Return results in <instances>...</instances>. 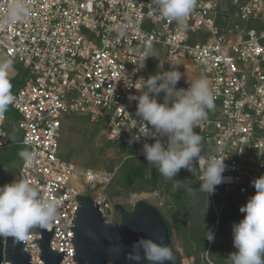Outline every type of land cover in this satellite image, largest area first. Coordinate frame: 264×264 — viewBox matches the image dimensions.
<instances>
[{"label": "built area", "instance_id": "2783aa9c", "mask_svg": "<svg viewBox=\"0 0 264 264\" xmlns=\"http://www.w3.org/2000/svg\"><path fill=\"white\" fill-rule=\"evenodd\" d=\"M22 2L27 14L11 23L0 7V53L22 62L29 75L0 118V149L19 145L37 153L31 166L22 160L18 178L30 181L41 197L59 201L48 227H57L50 247L65 251L60 264H79L71 226L80 197L91 196L106 216L115 209L86 187L99 188L112 175L80 168L63 155L65 119L86 115L104 123L111 140L141 150L145 142L154 143L150 136L129 143L140 126L138 101L129 96L139 92L121 78L147 79L157 55L180 67L195 63L202 72L197 78L209 81L215 107L195 131L203 157L225 159L224 181L216 186L225 202L231 189L264 175V0H194L183 26L158 17L151 0ZM146 56V66L134 72L133 61ZM11 118L13 131L7 126ZM160 139L167 144V137ZM194 166L199 177L198 162ZM40 237L34 227L22 241L31 264L45 263L35 243ZM2 264H12L5 254Z\"/></svg>", "mask_w": 264, "mask_h": 264}, {"label": "clouds", "instance_id": "9594fccd", "mask_svg": "<svg viewBox=\"0 0 264 264\" xmlns=\"http://www.w3.org/2000/svg\"><path fill=\"white\" fill-rule=\"evenodd\" d=\"M151 4L158 17L183 26L194 0H151ZM0 7L9 23L27 14L22 0H3ZM146 58L133 61L136 64L134 72L146 66ZM11 70V61L0 60V118L13 102ZM181 77L180 71L170 67L147 79L140 77L132 81L126 75L121 78L127 88L139 92V95L129 96L130 100L138 101L136 116L140 125L129 143L139 141L141 136L155 138L154 143L143 144V154L148 164L155 166L160 175L169 180L182 168L194 172L197 169L194 162H198L200 190L211 194L224 181L225 159L216 155L203 157L202 137L195 129L206 119V110L215 107L213 92L205 78L188 79L189 87L177 88ZM162 92L164 100L159 102L157 97ZM161 137H167L166 145ZM19 156L26 166H31L37 153L22 150ZM251 183L256 191L240 207V212L245 214L243 218L233 224V243L237 251L229 254L227 264H264V175ZM58 205L57 200L41 197L38 188L27 179H16L0 186V237H12L16 241L27 239L32 228H46L55 220ZM205 237L211 241L214 234L208 231ZM159 239L162 241L163 237ZM132 248L133 251L127 254L131 261L143 259L148 264H165L166 261L175 264L172 248L150 237L134 241Z\"/></svg>", "mask_w": 264, "mask_h": 264}, {"label": "rangeland", "instance_id": "374dc122", "mask_svg": "<svg viewBox=\"0 0 264 264\" xmlns=\"http://www.w3.org/2000/svg\"><path fill=\"white\" fill-rule=\"evenodd\" d=\"M0 60L12 63L10 79L12 92L21 86L29 77L22 62L6 57L0 53ZM171 64H176L172 65ZM170 67L182 73L177 88L188 83V79H197L201 68L195 63L186 61L185 66L168 63L162 55L153 57L151 75L167 71ZM164 97V93H160ZM16 125L15 118L8 121L10 131ZM63 155L80 168H92L112 175L111 180L96 188L86 185L89 192L106 197L114 207L122 202L127 210H132L141 200L156 205L162 215L173 224L172 241L179 252L183 264H227L229 254L237 251L233 243V224L238 223L244 213L240 207L255 194L251 182L231 189L224 200L223 190L216 188L215 198L207 192H195L191 183L199 180L197 169L192 172L182 168L176 177L169 180L160 175L155 166L148 164L143 150L109 138L107 127L102 122H93L83 114L69 115L63 125L61 138ZM24 150L19 145L0 149V177L2 184L19 180L18 174L22 165L19 156ZM131 162L143 166L144 177L138 179L134 186L126 184V173ZM195 167V166H194ZM159 175V184L152 187L153 175ZM82 183V182H81ZM242 214L239 219L237 215ZM176 217V218H175ZM108 221L118 224L120 215L115 211ZM211 231L214 239L209 241L205 236ZM208 244L205 247V244Z\"/></svg>", "mask_w": 264, "mask_h": 264}, {"label": "water", "instance_id": "95a60500", "mask_svg": "<svg viewBox=\"0 0 264 264\" xmlns=\"http://www.w3.org/2000/svg\"><path fill=\"white\" fill-rule=\"evenodd\" d=\"M115 211L120 215L118 224L108 221L109 216L104 215L98 202L91 196L80 197L71 226L74 235L73 258L79 264H148L143 259L139 262L131 261L127 254L133 251L134 241L149 237L171 247L175 264H183L174 253L168 223L155 205L141 200L132 210H127L119 202L115 205ZM38 228L41 237L35 243L41 248L40 259L45 261L44 264H60L65 251L50 247V240L57 227ZM160 237H163L162 241ZM4 254L12 264H31V255L24 250L23 242L12 237L6 240L0 237V264ZM165 264L172 262L166 261Z\"/></svg>", "mask_w": 264, "mask_h": 264}, {"label": "trees", "instance_id": "16d2710c", "mask_svg": "<svg viewBox=\"0 0 264 264\" xmlns=\"http://www.w3.org/2000/svg\"><path fill=\"white\" fill-rule=\"evenodd\" d=\"M26 72V70L24 71ZM120 147L121 148H125V143L120 142ZM144 177V168L143 166L136 164L135 162H131L129 165V168L127 170L126 173V184L128 186H134V183L138 180V179H142ZM151 186L154 188L159 184V175L158 174H154L153 175V179L150 182ZM200 185H201V181L198 180L195 183H191V187L193 188V190L195 192H199L200 191ZM221 190V189H220ZM216 193V191H215ZM238 218L240 219L242 214L237 215ZM164 217V216H163ZM165 218V217H164ZM176 218V217H175ZM166 222L168 223L169 229H170V233H173V224L170 223L166 218H165ZM208 244H205V247H207Z\"/></svg>", "mask_w": 264, "mask_h": 264}, {"label": "flooded vegetation", "instance_id": "af4514ba", "mask_svg": "<svg viewBox=\"0 0 264 264\" xmlns=\"http://www.w3.org/2000/svg\"><path fill=\"white\" fill-rule=\"evenodd\" d=\"M154 205V204H153ZM156 206V205H155ZM157 207V206H156ZM158 208V207H157ZM171 236H172V234H171ZM172 244H173V241H172ZM173 248H174V253H175V255L181 260V257H180V255H179V252L175 249V247H174V245H173ZM182 261V260H181Z\"/></svg>", "mask_w": 264, "mask_h": 264}]
</instances>
